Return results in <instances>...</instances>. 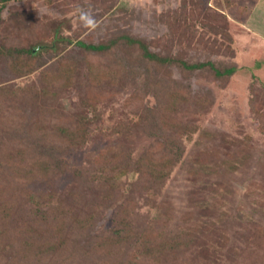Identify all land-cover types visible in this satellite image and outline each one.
I'll use <instances>...</instances> for the list:
<instances>
[{
    "label": "rangeland",
    "instance_id": "rangeland-1",
    "mask_svg": "<svg viewBox=\"0 0 264 264\" xmlns=\"http://www.w3.org/2000/svg\"><path fill=\"white\" fill-rule=\"evenodd\" d=\"M221 8L0 0V264H116L93 250L94 234L111 236L127 215L137 237L153 229L187 246L154 257L129 244L124 264L130 253L139 264H264V21L255 14L245 29ZM125 36L234 72L157 65L126 41L78 45ZM61 239L65 253L46 248Z\"/></svg>",
    "mask_w": 264,
    "mask_h": 264
},
{
    "label": "trees",
    "instance_id": "trees-1",
    "mask_svg": "<svg viewBox=\"0 0 264 264\" xmlns=\"http://www.w3.org/2000/svg\"><path fill=\"white\" fill-rule=\"evenodd\" d=\"M0 16H1V11H0ZM121 41H126L128 45L134 46L137 45L143 52V57L147 60L150 61L151 63L157 64V65H172V64H178L180 67L185 68L187 70L191 71H203V70H213L216 72L217 76H232L234 69L233 68H228L226 71H221L216 67V63L210 61V62H205V61H195V62H190L186 59H181L176 57H162L159 54H155L151 52L149 46L145 44L144 41L142 40H136L130 37H123L119 40H112L110 43L107 44H100V45H87L84 43H78L79 46L84 47L85 49L89 51H94V52H107L113 49L114 47L118 46ZM26 52H30L31 56L32 55V50H18V49H13L12 54L15 55L19 60H23V54ZM64 131L69 134L72 139L71 142L76 144L78 142L75 139L74 132H76V129L70 127H63ZM152 150L147 151L143 156H140L139 158H136L139 162L136 166L137 161L135 160V164L127 163L126 165L120 166L118 169L119 171L125 172L129 168L132 169L134 167H138L140 165H145L143 164L144 158L146 157L149 160V157L152 156ZM155 160L153 161V165ZM159 161H157L158 163ZM42 163V162H41ZM166 163H161L160 166L163 167L165 166ZM129 169V170H130ZM128 170V171H129ZM150 170V169H149ZM164 172V171H163ZM159 177L157 172L153 173V177ZM160 178V177H159ZM161 179V178H160ZM159 180V179H158ZM160 181V180H159ZM53 206V205H52ZM51 206V207H52ZM92 221H90L91 224ZM128 215L127 217L124 218V220H115L114 227L116 229L112 230V235L109 236L108 234H103V232L97 231L94 235L93 241H95V244L93 246V250L97 253H102L103 255L106 254L107 257H111L112 260L115 261L116 264H124V258L126 255L124 247L129 245V244H134L137 247H141L147 251H149L154 257L157 256L158 254L165 252V251H175V250H180L181 248L187 246V239L181 240L180 235H172V234H167L163 235L159 240L154 239V232L153 229H150L148 232H143L141 235L138 237L130 230L129 232L127 231L128 228ZM89 223L84 222V225H79V227H85L84 229H87L88 226L90 225ZM57 229H60L62 227L66 228V225L63 223L57 224ZM55 228H51L48 226L46 230V234H50L55 231ZM91 232L93 233L94 231V224L90 226ZM194 233V231H193ZM51 240L45 241L46 248H53V252L59 253L60 248L65 247L66 243L69 242L67 239H61V242H48ZM65 241V242H64ZM32 244V242H30ZM29 246L28 244H25ZM34 245V244H33ZM30 246L32 249L35 247ZM178 247V248H177ZM48 250V249H47ZM68 250V249H67ZM62 253H65V251L60 250ZM129 259L127 261V264H139V255L137 256L136 253H130Z\"/></svg>",
    "mask_w": 264,
    "mask_h": 264
},
{
    "label": "crops",
    "instance_id": "crops-1",
    "mask_svg": "<svg viewBox=\"0 0 264 264\" xmlns=\"http://www.w3.org/2000/svg\"><path fill=\"white\" fill-rule=\"evenodd\" d=\"M221 4V9L223 13L232 16V20L242 25L243 28L247 29L248 21L250 23L253 15L257 14L262 19L261 22L264 21V0H219ZM231 9H234L239 14H231ZM241 12H246L249 14L247 19H243L240 17ZM261 26L252 25L251 29H258Z\"/></svg>",
    "mask_w": 264,
    "mask_h": 264
}]
</instances>
